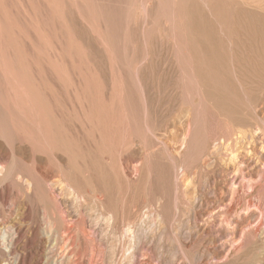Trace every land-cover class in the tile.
<instances>
[{"label":"rangeland","instance_id":"1","mask_svg":"<svg viewBox=\"0 0 264 264\" xmlns=\"http://www.w3.org/2000/svg\"><path fill=\"white\" fill-rule=\"evenodd\" d=\"M0 65V86L4 76L18 75V78L23 77L29 82L28 88L31 87L36 97H39L38 90L39 94L42 93L40 96L46 95L41 97L43 99L39 97L41 102L39 98H32L35 106L40 105L45 118L42 122L32 110L30 119L33 117V120L30 121L34 125L27 122L30 125L28 128L33 126L31 133L37 136L34 139L32 135V146L28 144L30 140L24 138H15L10 145L0 139L1 164L5 161L2 165L16 168V171L12 170V179L0 185V199L3 198L0 200V207L3 208H0V219L5 220H0V228L4 227L5 231L8 228L4 239L0 236V252L3 255L0 253V264L3 261H8V264H60L59 261H62L61 264H101L102 261V264H127L128 261H133L131 264H264V236H261L264 235V227L259 234L261 237L253 236L250 240L249 236L239 250L241 254L238 251L231 255L232 259L226 254L236 227L232 219L228 220L229 226L225 224L223 213L233 199L234 194L230 190L232 182L236 183L235 188L241 190L245 180L244 189L248 190L247 177L243 179L240 174H257L250 183L254 179V182L263 180L264 183V130L261 129H264V0H0ZM4 66L6 71H1ZM259 69L263 70V74ZM1 91L4 93L2 87ZM7 108L12 111L14 107L10 103ZM51 116L57 124L50 119ZM253 117L257 118L253 120ZM223 122L229 125L233 122L230 128L237 124L231 128L233 132L238 129L237 136L249 132L253 125V130L257 129V141L249 144L245 139L241 145L229 141V145L216 148L212 142L221 139L225 131H230L228 124L224 127L228 129L222 131ZM44 123L46 132L43 136L41 126L44 127ZM218 124L222 125L217 132ZM49 125L56 126L52 129ZM180 134L184 137L180 138ZM187 135L189 138H186ZM52 138H55L53 142ZM22 141L23 145L20 144ZM25 142L31 151L37 153L27 150ZM212 146L219 155L214 156L215 151L208 150ZM232 149L238 162L235 166L229 162ZM50 152H53L54 158L49 155ZM258 154L263 155L261 163ZM74 158L81 162L76 159L75 162ZM21 160L24 163L29 161L28 166L25 167L23 162L19 164ZM220 169L231 171L219 173ZM24 174L40 180L32 179V185L24 188ZM224 179L231 181L225 182ZM19 189L22 191L19 192ZM69 191L76 192L72 196ZM229 191H232L230 195ZM52 196L56 198L51 199ZM216 197H223L225 202H229L219 203ZM23 203L27 204L26 208ZM72 206H77V209ZM206 206L209 209L207 215L200 219L196 217L199 210ZM50 214H55V217ZM72 225H75L73 229ZM127 225L131 230L125 233ZM139 226L143 227L141 231ZM76 227L81 230L77 231ZM217 233L221 236L218 237ZM49 234L51 241L56 236L57 240L61 239L57 241L53 254L46 259ZM111 234L118 235L117 239ZM139 238L144 240L139 242ZM89 240L94 243H84ZM116 244L121 247H116ZM125 246L132 251L126 250L129 247ZM9 247L10 253L6 251ZM42 247L45 249L42 250ZM137 250L141 251L137 254ZM113 251L117 255L113 256ZM97 253L103 254V257Z\"/></svg>","mask_w":264,"mask_h":264},{"label":"bare ground","instance_id":"2","mask_svg":"<svg viewBox=\"0 0 264 264\" xmlns=\"http://www.w3.org/2000/svg\"><path fill=\"white\" fill-rule=\"evenodd\" d=\"M262 49V48H261ZM18 65V64H17ZM1 66V65H0ZM7 67V66H6ZM247 67V66H246ZM2 68H4L3 70H1V71H6L5 69V66L4 67H2ZM21 68V67H20ZM251 68H249V70H250ZM243 70V69H242ZM248 70V71H249ZM259 70H262V69H259ZM7 71H8V73H9V75H11L10 74V70H8V67H7ZM15 71V70H14ZM247 71V70H246ZM252 71V70H251ZM251 71H249L250 73H252ZM6 74H8L7 72H5ZM243 73H244V70H243ZM260 73L261 74H263V70H262V72L260 71ZM259 73V74H260ZM257 74V73H256ZM260 74V75H261ZM3 75V74H2ZM17 75V74H16ZM252 75V74H251ZM0 77H1V73H0ZM245 77V76H244ZM247 77V76H246ZM256 77H258V76H256ZM260 77H262V75L260 76ZM259 77V78H260ZM22 78V79H21ZM249 78V77H248ZM258 78V79H259ZM193 79V78H192ZM248 80V79H247ZM262 80V79H261ZM258 81V80H257ZM31 82V81H30ZM33 82V81H32ZM259 83V82H258ZM257 83V84H258ZM1 86L0 87H2V89H3V91H4V93L2 92V93H0V106H2L3 107V111L1 110V112H0V139L1 140H3L4 142H5V144H7V145H10L12 142H15V138H17V139H27V140H30V143L28 142V144H31V146H32V144H33V142L31 143V141L32 140H34V139H37L36 137H35V134H32L31 133V130H30V128L32 127L33 128V126H31L30 128H28L30 125H28V123L27 122H29L30 120H33V117H32V119H30V115L31 116H33L31 113H32V110H34L35 111V113L37 114V116H38V119L39 120H41L42 122L44 121L45 122V118H44V116H43V114H42V112L40 111V105H38V107L37 106H35V103L33 102V99L32 98H34V99H38L39 97L41 98V97H43V96H40L41 94H39V90H38V92H37V94H38V96L39 97H36L37 95L36 94H34L35 92L33 91V90H30L31 89V87L30 88H28V86H29V82L28 81H26V80H24L23 79V77H19L18 78V75H17V77H12V76H4L3 77V79H2V81H1ZM255 84H256V82H255ZM34 85V84H33ZM35 85H36V83H35ZM259 85V84H258ZM257 85V86H258ZM32 86V85H31ZM38 87V86H37ZM189 87V86H188ZM195 87V86H194ZM34 88V87H33ZM258 88H261V87H259L258 86ZM196 90V89H195ZM258 90V89H257ZM34 92V93H33ZM33 93V94H32ZM198 93V92H197ZM262 93V92H261ZM36 95V96H35ZM43 95H45L44 93H43ZM194 95V94H193ZM46 96V95H45ZM45 96L43 97V98H45ZM197 96V95H196ZM36 97V98H35ZM194 97V96H193ZM202 97V96H201ZM40 98H39V102H41L40 101ZM43 98H41V99H43ZM204 98V97H203ZM203 98H201L202 99V101H203ZM262 98V97H261ZM197 100V99H196ZM37 101V102H38ZM197 101H199V100H197ZM205 101V100H204ZM264 101V100H263ZM38 102V103H39ZM11 103V105L14 107L13 108V110L12 111H9V109L7 108V105L8 104H10ZM202 104V103H201ZM200 105V104H199ZM44 106V105H43ZM49 106V105H48ZM202 106V105H201ZM201 106H199V107H201ZM257 106V104L255 105V107ZM36 107V108H35ZM44 107H46V106H44ZM204 107V106H203ZM202 107V108H203ZM259 107V106H258ZM9 108H10V106H9ZM213 108V107H212ZM260 108H261V106H260ZM188 109V108H187ZM255 109V108H254ZM259 109V108H258ZM42 110V109H41ZM184 110V109H183ZM261 110V109H260ZM255 110H253V112H254ZM55 112H57V111H55ZM258 111L256 110V113H257ZM263 112V111H262ZM262 112H260V113H262ZM53 113V112H52ZM186 114V113H185ZM218 114V113H217ZM220 114V113H219ZM247 114V113H246ZM224 115V114H223ZM77 116V115H76ZM216 116H218V115H216ZM233 116V115H232ZM247 116V115H246ZM251 116V115H250ZM34 117H36V115L34 116ZM59 117V116H58ZM58 117H56V118H58ZM219 118H222L221 116H218ZM51 118H53L52 116L50 117V119ZM203 118V117H202ZM217 118V117H216ZM225 119L226 118H228V117H224ZM250 118V117H249ZM257 117H253V120L254 119H256ZM37 119V118H36ZM49 119V120H50ZM213 119H215V117L213 118ZM218 119V118H217ZM236 119V118H235ZM259 119V118H258ZM264 119V118H263ZM51 120H53V119H51ZM218 120H220V119H218ZM224 120V119H223ZM262 119H260L259 121H261ZM34 121H36V120H34ZM54 122H56L55 120H53ZM52 121V122H53ZM174 121V120H173ZM213 121V120H212ZM225 121V120H224ZM228 121H230V120H228ZM264 121V120H263ZM31 122V123H30ZM29 123L30 124H32V123H34L33 121H30ZM169 122V121H168ZM184 122V121H183ZM218 122V121H217ZM219 122H221V121H219ZM50 123V122H49ZM48 123V124H49ZM170 123V122H169ZM168 123V124H169ZM188 123V122H187ZM224 123V122H223ZM231 124L233 123V122H230ZM238 123V122H237ZM249 123H250V121H249ZM249 123H247L249 126H250V124ZM252 123V122H251ZM55 124H57V122L55 123ZM59 125H60V123H58ZM172 124H174V122L172 123ZM226 124H228V122H225L224 123V126L222 125V124H218V126L216 127V131L218 132L219 130H217L218 129V127L219 126H221L222 125V127L224 128L225 127V125ZM230 124V125H231ZM240 123H238V125H239ZM260 124V123H259ZM26 125V126H25ZM28 125V126H27ZM32 125H34V124H32ZM191 125V124H190ZM207 125V124H206ZM217 125V124H216ZM230 125L228 124V127L230 128ZM235 124H233L232 126H234ZM237 125V124H236ZM235 125V126H236ZM241 125V124H240ZM246 125V124H245ZM244 125V123L241 125V126H245ZM50 126V125H49ZM56 126V125H55ZM55 126H52V127H54L55 128ZM169 126V125H168ZM173 126V125H172ZM186 126H188V125H186ZM232 126H231V128H232ZM240 126V127H241ZM51 127V126H50ZM51 127V128H52ZM58 127V126H57ZM60 128L62 127L61 125L59 126ZM238 127V126H237ZM245 127H248L247 125L245 126ZM253 127V125H251V128ZM258 127H260V125L258 126ZM41 128H42V135L44 136L45 135V132H46V127H45V123H44V127L43 126H41ZM51 128H49V129H51ZM231 128L230 129H228L227 127H226V129H228V130H230L231 131ZM234 128H236V127H234ZM243 129H245L244 127H242ZM249 128V127H248ZM247 128V129H248ZM251 128H249L250 130H251ZM256 128H257V125H256ZM53 129V128H52ZM188 129V128H187ZM189 129H191V128H189ZM213 129H215V128H213ZM225 128L224 129H222V131H224V130H226ZM261 129L262 130H264L263 129V127H261ZM38 130V129H37ZM57 130H59V129H56V131ZM238 129H236V131H237ZM249 130V132H242L241 133V136H237L235 133H236V131H225V132H223V133H225V134H223L222 136L223 137H221V139H215V143L214 142H212L213 144L212 145H214L216 148H219V146H226V145H229V141H234V143L235 144H240L241 145V142H242V140H245V139H247L248 140V142H249V144H251V143H253L254 141H255V136H256V130L257 129H254L253 130V128H252V131H250ZM62 131V130H61ZM221 131V132H222ZM247 131V130H246ZM260 131V130H259ZM63 132V131H62ZM61 132V133H62ZM183 133H184V131H182ZM214 132V131H213ZM220 132V133H221ZM233 132V133H232ZM51 134H52V137H53V132H52V130H51V132H50ZM55 133V132H54ZM182 133V134H183ZM190 133V132H189ZM249 133V134H248ZM55 134H57V133H55ZM184 134H186V133H184ZM217 134V133H216ZM239 134V133H238ZM259 134V133H258ZM261 134V133H260ZM259 134V135H260ZM32 135H34L33 136V138H32ZM41 135V136H42ZM190 135V134H189ZM218 135H219V133H218ZM240 135V134H239ZM259 135H257V137L259 136ZM217 136V135H216ZM220 136V135H219ZM219 136H217L218 138H219ZM261 136V135H260ZM182 137H184V136H181V134H180V138H182ZM216 137V138H217ZM256 137V138H257ZM55 138H57V137H55ZM55 138H52V142H53V139H55ZM65 138V137H64ZM186 138H189V136L187 135V137ZM185 138V140H187ZM63 139V138H62ZM159 139V138H158ZM178 139H179V137H178ZM258 139V138H257ZM257 139H256V141H257ZM50 140V139H49ZM70 140V139H69ZM161 139H159V141H160ZM214 140V139H213ZM213 140H211V141H213ZM25 141V140H24ZM56 141V140H55ZM60 141V140H59ZM178 141V140H177ZM183 141V140H182ZM255 141V142H256ZM263 141V140H262ZM34 142H36V140L34 141ZM69 142V141H68ZM67 142V143H68ZM72 142V141H71ZM180 142H181V140H180ZM230 142V143H231ZM247 142V141H246ZM19 143V142H18ZM23 141H22V143H20V144H22L23 145ZM26 143V146L28 145L27 144V142H25ZM56 143V142H55ZM61 143H63L64 144V146L66 145L65 144V142H61ZM233 143V142H232ZM244 143V142H243ZM264 143V142H263ZM51 144H53V143H51ZM145 144V143H144ZM183 144H185V143H183ZM14 145H16V143H14ZM57 145V144H56ZM242 145H244V144H242ZM246 145V144H245ZM244 145V146H245ZM254 145V144H253ZM258 145V144H257ZM17 146V145H16ZM30 145H29V147H31ZM53 146V145H52ZM189 146H190V144H189ZM211 146V145H210ZM255 146V145H254ZM20 147V146H19ZM21 147H23V146H21ZM148 147V146H147ZM215 147H213L212 146V148H208V150L209 149H213V148H215ZM17 148H18V146H17ZM26 148V147H25ZM185 148V147H184ZM183 148V149H184ZM13 149H15L14 147H13ZM27 150H30L29 148H28V146H27V148H26ZM26 149H24V150H26ZM65 149V148H64ZM146 149V148H145ZM234 149V148H233ZM233 149H232V152H230V163H232L233 162V165L235 166V163L237 162V160L235 159L236 158V154L234 153V151H233ZM6 149H4V151H5ZM10 151H11V149H9ZM18 150V149H17ZM66 150V149H65ZM214 150V149H213ZM216 150V149H215ZM214 150V151H215ZM218 150V149H217ZM220 150V149H219ZM15 152H16V149L14 150ZM13 151V154H15V156H16V153ZM32 151H35V150H32ZM32 151L30 150V152L32 153ZM44 151V150H43ZM50 151V149L48 150V152ZM51 151H53V150H51ZM71 151H73V150H71ZM204 151H206V150H204ZM212 151V150H211ZM262 151V150H261ZM7 152V151H6ZM29 152V153H30ZM115 152V151H114ZM241 152V151H240ZM244 152H246V150H244ZM258 152V151H257ZM257 152H255V153H257ZM8 153V152H7ZM11 153H12V151H11ZM35 153H37V151H35ZM51 153H53V152H50L49 153V155H51V157H53L54 158V156H53V154H51ZM184 153V152H183ZM182 153V154H183ZM214 153V152H213ZM225 153V152H224ZM258 153H260V152H258ZM1 154V153H0ZM9 155H10V152L8 153ZM70 154V153H69ZM72 154H73V152H72ZM119 154V153H118ZM208 154H209V152H208ZM217 154L219 155V152L217 153L216 151H215V155L214 156H217ZM221 155L223 154V153H220ZM241 155H244V153L242 154V153H240ZM254 154V153H253ZM264 154V153H263ZM18 155V154H17ZM27 155H28V153H27ZM33 155H35V154H33ZM47 155V154H46ZM78 155H79V153H78ZM77 155V156H78ZM220 155V156H221ZM223 155H225V154H223ZM226 155H228V154H226ZM259 155V157L257 156V158L260 160L261 158H263L262 156H260V154H258ZM14 155H12L11 157H13ZM48 156V155H47ZM239 156V155H238ZM254 156H255V154H254ZM2 157V156H1ZM10 157V156H9ZM28 157V156H27ZM244 157V156H243ZM17 158H18V156H17ZM29 158V157H28ZM32 158H34V156H32ZM53 158L52 159H50L51 161L53 160ZM115 158V157H114ZM213 158H215V157H213ZM212 158V159H213ZM219 158V157H218ZM10 159H12V158H10ZM35 159V158H34ZM57 159V158H56ZM76 158H74V161L76 162V160H75ZM116 159V158H115ZM176 159V158H175ZM210 159V158H209ZM215 159H217V158H215ZM220 159V158H219ZM246 159H247V157H246ZM251 159H253L252 158V156H251ZM24 160V159H23ZM47 160H48V158H47ZM49 160V161H50ZM114 160V159H113ZM121 160V159H120ZM229 160V159H228ZM262 160V159H261ZM261 160H260V163H261ZM17 161V160H16ZM34 161V160H33ZM55 161V160H54ZM56 161H58V160H56ZM61 160H59V162H60ZM176 161H177V159H176ZM213 161V160H212ZM217 161V160H216ZM221 161H222V159H221ZM224 161V160H223ZM252 161V160H251ZM263 161V160H262ZM3 162V161H2ZM9 162V161H8ZM20 162V163H19ZM18 163L19 164H21L23 161L21 160V161H19ZM26 163H24V164H26L25 165V167H27L28 165H27V163L29 164V161L27 162V160L25 161ZM32 162V161H31ZM35 162V161H34ZM77 162H81V161H79V160H77ZM113 162V161H112ZM241 163H242V161H240ZM247 162V161H246ZM3 163H5V161L3 162ZM2 163V164H3ZM11 163H14L13 162V159H12V162ZM17 163V162H16ZM52 163V162H51ZM238 163V162H237ZM1 164V160H0V185H1V183L2 182H4L5 180L7 181L8 179L10 180V179H12V170H13V168H11V166H9V167H6V165H2ZM18 164V165H19ZM23 164V165H24ZM80 164V163H79ZM214 164H217V163H214ZM221 164V163H220ZM240 164V163H239ZM256 164V163H255ZM32 165V164H31ZM30 165V166H31ZM112 165V164H111ZM181 164H179V166H180ZM217 165H219V164H217ZM242 165H244V164H242ZM251 165V164H250ZM253 165V164H252ZM263 165V164H262ZM30 166H29V168H30ZM54 166V165H53ZM58 166V165H57ZM74 166V165H73ZM214 166H216V165H214ZM228 165H226V167H227ZM23 167V166H22ZM55 167V166H54ZM76 167V166H75ZM245 167V166H244ZM257 167V166H256ZM264 167V166H263ZM29 168H28V170H29ZM59 168V167H58ZM77 168V167H76ZM113 168H115V167H113ZM181 168V167H180ZM218 168V167H217ZM220 168H222L221 166H220ZM228 168V167H227ZM226 168V169H227ZM239 168V167H238ZM241 169H242V167H240ZM251 168V167H250ZM15 169V171H16V168H14ZM27 169V168H26ZM32 168H30V170H31ZM123 169V168H122ZM233 169V168H232ZM18 170H19V172L21 173V171H20V169L18 168ZM176 170V169H175ZM185 170V169H184ZM218 170V169H217ZM221 170V169H220ZM235 170H239V169H236L235 168ZM63 171V170H62ZM183 171V170H182ZM222 171H226V172H228V171H231V169L230 170H221L219 173H221ZM18 172V173H19ZM33 172V171H32ZM180 172V171H179ZM260 171H258V173H259ZM61 173V172H60ZM74 173V172H73ZM181 173H183V172H181ZM185 173V172H184ZM249 173V172H248ZM21 174H23V173H21ZM77 174H79V173H77ZM227 174V173H226ZM225 174V175H226ZM231 174V173H230ZM17 175V174H16ZM36 175V174H35ZM177 175H182V174H177ZM184 175H186V173L184 174ZM220 175V174H219ZM224 175V174H223ZM223 175H221V177H223ZM227 175H229V174H227ZM232 175V174H231ZM239 175V174H238ZM241 175V177L244 179V178H246L247 177V180L248 181H246L247 183H249V186H247V188H248V190L247 189H244L245 187H246V183L244 182V181H242V185H241V190H239V188H235V182H232V189H230V190H232L233 191V193L232 194H234L233 196H232V198L233 199H231L232 201L228 204V205H226L225 206V210H224V216H225V218H224V222H225V224H228V223H230V222H228V220H233L234 221V225H235V227H236V232H235V235L233 236V238H231V244H229L228 245V248H226L227 250V255L228 256H230L231 257V255H233V254H236L239 250H241V248H243L242 246H243V244L244 243H247V242H245L248 238H249V236H250V240H251V237H256L257 235L259 236V237H263L264 235H259L261 232H263V230H262V228L264 227V195L262 194V193H264V191L262 192V187H264V183L262 182V181H259V182H254L255 181V179H254V183L252 182V184L250 183V181H252V178H254V177H256L257 176V174H249V176H247L246 174H240ZM174 176V175H173ZM218 176V175H217ZM230 176V175H229ZM229 176H227V177H229ZM15 177V176H14ZM17 177H18V175H17ZM30 177H32L31 175L29 176V175H23V177H22V180H23V187L25 186L27 189L30 187V184H31V180L32 179H36L35 177H33V178H30ZM78 177V176H77ZM226 177V178H227ZM234 177V176H233ZM236 177H237V175H236ZM238 177H240V176H238ZM16 178V177H15ZM56 178V177H55ZM65 178V177H64ZM177 178H178V176H177ZM181 178H183V176H181ZM180 178V179H181ZM187 178V177H186ZM218 178V177H217ZM18 179V178H17ZM16 179V180H17ZM37 179H39L40 180V178H37ZM51 179V178H50ZM60 179H62V178H60ZM59 179V180H60ZM74 179H75V177H74ZM185 179V178H184ZM230 179V178H229ZM229 179H227L228 181H231V180H229ZM239 179V178H238ZM13 180H15V179H13ZM18 180H20V178L18 179ZM63 180H66V179H63ZM76 180V179H75ZM115 180V179H114ZM217 180V179H216ZM227 180H225L224 179V181L226 182ZM236 180V179H235ZM33 181H36V182H39V181H37V180H33ZM55 181V182H54ZM68 181V180H67ZM182 181V180H181ZM185 181H188V180H185ZM215 181V180H214ZM221 181V180H220ZM258 181V180H257ZM8 182V181H7ZM7 182H5L6 184H7ZM13 182V181H12ZM52 182H54V183H57L56 182V180H52ZM213 182V181H212ZM224 182V183H225ZM35 183V182H34ZM47 183H50L51 184V182H47ZM59 183H61L62 184V182H59ZM187 183V182H186ZM211 183V182H210ZM223 183V184H224ZM9 185H10V183H8ZM15 184H16V182H15ZM35 184H37V183H35ZM49 184V185H50ZM63 184L65 185L66 184V182H63ZM78 184V183H77ZM213 184V183H212ZM211 184V185H212ZM220 184V183H219ZM227 184H228V182H227ZM3 185V184H2ZM32 185V184H31ZM39 185V184H38ZM42 186H43V184H41ZM52 185H53V188H55L54 187V185L55 184H53L52 183ZM67 186H68V184H66ZM65 185V186H66ZM182 185H184V184H182ZM186 185V184H185ZM221 185V184H220ZM248 185V184H247ZM47 186V185H46ZM51 186V185H50ZM50 186H48V188L50 187ZM59 186H60V184H59ZM66 186V187H67ZM70 186V185H69ZM179 186H180V184H179ZM178 186V187H179ZM187 186V185H186ZM224 186V185H223ZM226 187H227V185H225ZM4 187V186H3ZM24 187V188H25ZM34 186H32V188H33ZM52 187V186H51ZM71 187V186H70ZM69 187V188H70ZM177 187V186H176ZM184 187V189L186 188L185 186H183ZM209 187H211V186H209ZM218 187V186H217ZM5 188V187H4ZM15 188V187H14ZM44 188H46V187H44ZM44 188H42V189H44ZM47 188V190H46V192L50 189H48ZM62 188V187H61ZM73 187H71V189H72ZM180 188H181V186H180ZM37 189H39L38 187H37ZM36 188H35V190H37ZM57 189V188H56ZM182 189V188H181ZM180 189V190H181ZM218 189V188H217ZM244 189V190H243ZM4 190V189H3ZM18 190V189H17ZM20 190V189H19ZM45 190H42L43 192H45ZM61 190H63V189H61ZM72 190H76V189H72ZM177 189H175V191H176ZM188 190V189H187ZM219 190V189H218ZM223 190H225V189H223ZM5 191H7V190H5ZM22 190H20L19 192H21ZM24 191V190H23ZM39 191L41 192V189H39ZM52 191V190H51ZM58 191V190H57ZM184 191V190H183ZM214 191H216V190H214ZM221 191V190H220ZM226 191H228V189L226 188ZM232 191H229L230 193L228 194V195H230L231 194V192ZM18 192V191H17ZM46 192H45V194H46ZM62 192V191H61ZM76 192V191H75ZM75 192H72V191H69V194H72V196H73V194L75 193ZM93 192V191H92ZM181 192V191H180ZM185 192V191H184ZM206 192V191H205ZM262 192V193H261ZM47 193H49V191L47 192ZM53 193V192H52ZM56 193V192H55ZM54 193V194H55ZM58 193V192H57ZM64 193V192H63ZM62 193V195H64L65 193L67 194V192H65L64 194ZM78 193V192H77ZM221 193V192H220ZM227 193L228 192H226V195H227ZM21 194V193H20ZM23 194V193H22ZM60 194V193H59ZM79 194V193H78ZM177 194H179V192H177ZM53 195V194H52ZM81 195H82V193H81ZM197 195H199V193L197 194ZM209 195V194H208ZM222 195V194H221ZM33 196V194H31V197ZM47 196H49V195H47ZM54 196V195H53ZM53 196H52V198L51 199H55L56 197H54L53 198ZM77 197H78V195H76ZM76 196L74 197L75 199H76ZM180 195H178V197H179ZM181 196H183V194L181 195ZM180 196V197H181ZM212 196H214V194L212 195ZM27 197H29V196H27ZM33 197H35V194H34V196ZM43 198H45L44 196H42ZM59 197H60V195H59ZM63 197H65V196H63ZM81 197V196H80ZM80 197L78 198V199H80ZM224 197H225V195H224ZM61 198H62V196H61ZM67 198H69V197H66L65 199H67ZM74 198L72 199L73 201H74ZM82 198H83V196H82ZM85 198V197H84ZM87 198V197H86ZM98 198V197H97ZM184 198V197H183ZM198 198H200V197H198ZM213 198V197H212ZM217 198V197H216ZM228 198V197H227ZM227 198L225 199L226 201H227ZM230 198H231V196H230ZM3 199V198H2ZM2 199H0V200H2ZM21 199V198H20ZM25 199V198H24ZM31 199H33V198H31ZM35 199V198H34ZM33 199V200H34ZM47 199H49V198H47ZM178 199V198H177ZM193 199V198H192ZM204 199V198H203ZM215 199V198H214ZM22 200V199H21ZM39 200V199H38ZM41 200H43V199H41ZM77 200V199H76ZM82 200V199H81ZM86 200V199H85ZM183 200V199H182ZM187 200H188V198H187ZM195 200L196 199H194V201L193 202H195ZM206 200V199H205ZM211 200V199H210ZM209 200V201H210ZM229 200V199H228ZM234 200V201H233ZM9 201V200H8ZM44 201H46V199L44 200ZM43 201V202H44ZM54 200H52V202H53ZM80 201V200H79ZM90 201V200H89ZM190 201V200H189ZM214 201V200H213ZM217 201H219V203H221V202H223L224 201V199H223V197H218L217 198ZM25 202V201H24ZM31 202H32V200H31ZM39 202V201H38ZM50 202V201H49ZM48 202V203H49ZM74 202H76V201H74ZM74 202H72V204H75ZM207 202V201H206ZM225 202V201H224ZM223 202V203H224ZM229 201H227V202H225V203H228ZM5 203V202H4ZM4 203H2V204H4ZM13 203H15V202H13ZM12 203V204H13ZM36 203V202H35ZM56 203H57V199H56ZM58 203H59V201H58ZM58 203H57V205H58ZM80 203V202H79ZM180 203V202H179ZM186 203V202H185ZM192 203V202H191ZM200 203V202H199ZM24 204V203H23ZM52 204H54V203H52ZM205 204V203H204ZM208 204V203H207ZM6 205L8 206V202L6 203ZM11 205V204H10ZM25 205V204H24ZM49 205H51V204H49ZM57 205H55V206H57ZM76 205V204H75ZM79 205H81V204H79ZM181 205H183V204H181ZM180 205V206H181ZM190 205V204H189ZM200 205V204H199ZM198 205V206H199ZM216 205H218V203L216 204ZM224 205V204H223ZM1 206V205H0ZM4 206V205H3ZM26 206H27V204L25 205V208H26ZM183 206H185V205H183ZM186 206H187V204H186ZM192 206L194 207V205H193V203H192ZM192 206H191V208H192ZM205 206V205H204ZM220 207H222V208H224L223 206H221V205H219ZM218 206V207H219ZM46 207H48V205L46 206ZM52 207H54V206H52ZM57 207H59V206H57ZM72 207H74V206H72ZM77 207V206H76ZM76 207H74L73 209L74 210H76L77 208ZM200 207V206H199ZM198 207V208H199ZM216 208H217V206H215ZM0 208H2V207H0ZM6 208V207H5ZM15 208V207H14ZM23 208V207H22ZM50 208V207H49ZM60 208V207H59ZM3 209V208H2ZM18 209V208H17ZM52 208H50V210H51ZM55 210L57 209V208H54ZM190 209V208H189ZM197 209V208H196ZM9 210H10V208H9ZM11 210H13V208L11 209ZM20 210V209H19ZM79 210V209H78ZM199 210V209H198ZM211 210V209H210ZM212 210H215V209H213L212 208ZM211 210V211H212ZM47 211V210H46ZM59 211H61L60 209H59ZM63 211V210H62ZM185 211V210H184ZM192 211H194V209L192 208ZM208 211H209V209L207 208V206L206 207H204V208H201V210H199V212L197 213V215H196V217L198 216L199 217V219L201 218V216H203V215H207V213H208ZM3 212V211H2ZM11 212V211H10ZM54 212V211H53ZM112 212V211H111ZM124 212V211H123ZM220 212H221V210H220ZM61 213V212H60ZM210 213V212H209ZM213 213V215L215 214L216 216H217V214L216 213H214V212H212ZM211 213V214H212ZM217 213H218V211H217ZM222 213V212H221ZM223 213L221 214L222 216H223ZM6 214H7V212H6ZM43 214V213H42ZM122 214V213H121ZM124 214V213H123ZM193 214H194V212H193ZM50 215H53V214H50ZM55 215V214H54ZM53 215V216H54ZM58 215V214H57ZM62 215H64V214H62ZM101 215V214H100ZM110 215V214H109ZM118 215V214H117ZM210 215V214H209ZM214 215V216H215ZM2 216V215H1ZM0 216V217H1ZM108 216V215H107ZM193 216H195V215H193ZM210 216H212V215H210ZM215 216V217H216ZM220 216V215H219ZM218 216V217H219ZM252 216H253V219H251L252 218ZM6 217V216H5ZM5 217H2V218H4L5 219ZM19 217V216H18ZM55 217V216H54ZM123 217V216H122ZM195 217V218H196ZM217 217V218H218ZM238 217H240L238 220L236 219V218H238ZM60 219L62 218V216H60L59 217ZM111 218L112 219H114L113 218V216H111ZM219 218H221V217H219ZM7 219V218H6ZM111 219V220H112ZM115 219H116V217H115ZM114 219V220H115ZM120 219V218H119ZM123 219V218H122ZM191 219H192V217H191ZM193 219H194V217H193ZM197 219V218H196ZM205 219V218H204ZM215 219V218H214ZM0 220H2L3 222L5 221V220H3V219H0ZM8 220H10V219H8ZM63 220V219H62ZM62 220H59L58 219V221H62ZM70 220V219H69ZM98 220V219H97ZM128 220V219H127ZM206 220V219H205ZM7 221V220H6ZM42 221H44V220H42ZM102 221V220H101ZM105 221V220H104ZM120 221V220H119ZM118 221V222H119ZM122 221V220H121ZM125 221V220H124ZM220 221V220H219ZM94 222H95V220H94ZM97 222V221H96ZM136 222V221H135ZM140 222V221H139ZM143 221H141V223H142ZM194 222H196V221H194ZM211 222V221H210ZM41 223V222H40ZM67 223V222H66ZM66 223H63L64 225L66 224ZM71 224H72V222H70ZM69 223V224H70ZM77 223H78V221H77ZM201 223V222H200ZM209 223V222H208ZM211 223H214L213 221L211 222ZM216 223V222H215ZM221 223V222H220ZM2 223H0V225H1ZM10 224V223H9ZM16 224V223H15ZM56 224V223H55ZM55 224H54V226H55ZM76 224V223H75ZM107 224V223H106ZM110 224H112V223H110ZM129 224V223H128ZM135 224H138V222L137 223H135ZM196 224V223H195ZM198 225H199V222L197 223ZM217 224H218V222H217ZM12 225V224H11ZM48 225V224H47ZM68 225V224H67ZM120 225H122V224H120ZM140 225V224H139ZM144 226H145V224H143ZM207 226H208V224H206ZM230 224H228V226H229ZM232 225V224H231ZM5 226H7V225H5ZM43 226H45V225H43ZM58 226H59V224H58ZM69 226V225H68ZM73 226L75 227V225H72V228L71 229H73ZM96 226V225H95ZM117 226H119V225H117ZM142 226V225H141ZM141 226H139V228L138 229H140V231L142 230V228L143 227H141ZM197 226V225H196ZM218 227H219V225H217ZM98 227V226H97ZM121 227V226H120ZM130 225H127V228L124 230V232L126 231H129V230H131L130 228ZM147 227H149L148 225H147ZM213 227V226H212ZM216 227V226H215ZM232 227H233V225H232ZM7 228V227H6ZM43 228V227H42ZM56 228H58L57 226H56ZM80 228V227H79ZM77 229V227L75 228V229H77V231H79V230H81V228L80 229ZM113 228V227H112ZM115 228H116V226H115ZM132 228V227H131ZM234 228V227H233ZM46 229V231H47V228H45ZM53 229V228H52ZM62 229V228H61ZM67 229V228H66ZM68 229H70V228H68ZM70 229V230H71ZM85 229V228H84ZM84 229H83V232H84ZM133 229V228H132ZM224 229H227V228H224ZM1 230H2V232H1ZM7 230H8V228H7ZM6 230V231H7ZM64 230V229H63ZM114 230V229H113ZM112 230V231H113ZM136 230H137V228H136ZM208 230H210V229H208ZM220 230H222V229H219V231ZM229 230H231V228H229ZM5 231V228L3 227V228H0V236H2V238L4 239V236H5V233H7ZM60 231V230H59ZM67 231V230H66ZM77 231H75V232H77ZM117 231V230H116ZM139 231V230H138ZM146 231V229L144 230V232ZM225 231V230H224ZM48 232H50V231H48ZM64 232V231H63ZM70 232H72V231H70ZM69 232V233H70ZM74 232V233H75ZM125 232V233H126ZM147 232H148V230H147ZM204 232V231H203ZM9 233V232H8ZM10 233H13V232H10ZM9 233V234H10ZM42 233V232H41ZM45 233V232H44ZM80 233V232H79ZM118 233H121L120 231L118 232ZM139 233V232H138ZM222 233L223 232H221V235H222ZM15 234H16V232H15ZM48 234V233H47ZM61 234V233H60ZM76 234V233H75ZM115 234V233H114ZM135 234H136V232H135ZM219 233H217V235H218ZM229 234V233H228ZM264 234V233H263ZM42 235H44V234H42ZM56 235H59V233L58 234H56ZM79 235V234H78ZM77 235V236H78ZM82 235H84V234H82ZM86 235V234H85ZM128 235V234H127ZM143 234L141 233V236H142ZM202 235H203V233H202ZM205 235V234H204ZM207 235V234H206ZM221 235H218V237L219 236H221ZM223 235H225V234H223ZM9 236V235H8ZM14 236V235H13ZM71 236V234L69 235V237ZM76 236V237H77ZM88 236V235H87ZM114 236V235H113ZM112 236V234H111V237H113ZM119 236H120V234H119ZM123 236V235H122ZM135 236H137V234L135 235ZM134 236V237H135ZM213 236H214V234H213ZM232 236V235H231ZM230 236V237H231ZM51 237L52 236H50V234H49V236H48V240H50L51 239ZM60 237V236H59ZM66 237V236H65ZM74 237V236H73ZM79 237V236H78ZM77 237V238H78ZM83 237H85V236H83ZM115 237V236H114ZM116 237H118V235L116 236ZM115 237V238H116ZM144 237V236H143ZM205 237V236H204ZM217 237V238H218ZM259 237H257V239L259 238ZM6 238H7V236H6ZM10 238H12V236L10 237ZM19 238V237H18ZM93 238V237H92ZM115 238H114V240H115ZM121 238H123V237H121ZM137 238H138V236H137ZM145 238V237H144ZM207 238V237H206ZM212 238V237H211ZM3 239H1V240H3ZM16 239V238H15ZM61 239V237L59 238V240ZM63 239V238H62ZM73 240H76V239H74V238H72ZM78 239H80V238H78ZM85 239V238H84ZM117 239V238H116ZM210 239V238H209ZM221 239H222V237H221ZM252 239H256V238H252ZM13 240V239H12ZM12 240H10V241H12ZM59 240H57V236H56V238L54 237V238H52V241L50 240V242H49V244H48V246H47V249L45 250L46 251V259L49 257V255L54 251V249H55V246H56V244H57V241H59ZM64 240V239H63ZM67 240V239H66ZM69 240H70V238H69ZM69 240H68V242H69ZM85 240H87V239H85ZM84 240V241H85ZM93 240H95V239H93ZM125 240V239H124ZM128 240V239H127ZM142 240V239H141ZM144 240V239H143ZM142 240V241H143ZM213 240V239H212ZM215 240V239H214ZM260 240H262V238L260 239ZM79 241V240H78ZM142 241H140V238H139V242H142ZM217 241H219V239L217 240ZM225 241V240H224ZM226 241H227V238H226ZM229 241V240H228ZM263 241V240H262ZM64 242V241H63ZM77 242V241H76ZM81 242V241H80ZM94 243L93 241H86V242H84L85 244H87V243ZM110 242V241H109ZM114 242V241H113ZM112 242V243H113ZM120 242H121V240H120ZM124 242V241H123ZM130 242V241H129ZM213 242V241H212ZM211 242V243H212ZM11 243V242H10ZM75 242H73V244H74ZM79 243V242H78ZM83 243V242H82ZM84 243H83V245H84ZM97 243V242H96ZM111 243V242H110ZM131 243V242H130ZM144 243V242H143ZM208 243H210V242H208ZM224 243V242H223ZM223 243H221V244H223ZM12 244H13V242H12ZM12 244H10L11 245V247H12ZM76 244V243H75ZM81 244V243H80ZM115 244V243H114ZM128 244V243H127ZM139 244V243H138ZM141 244V243H140ZM213 244V243H212ZM217 244V243H216ZM228 244V243H227ZM2 245V244H1ZM9 245V246H10ZM16 245V244H15ZM59 245V244H58ZM62 245V244H61ZM68 245V244H67ZM92 245V244H91ZM100 245V244H99ZM98 245V246H99ZM118 244H116V247H121L120 245H118ZM130 245V244H129ZM133 245V244H132ZM215 245V244H214ZM263 245V244H262ZM96 246V245H95ZM135 247H136V245H134ZM142 246V245H141ZM144 246H145V244H144ZM207 246V245H206ZM209 246V245H208ZM225 246V245H224ZM261 246V245H260ZM264 246V245H263ZM263 246H261V247H263ZM45 247V246H44ZM58 247V246H57ZM75 247H77V246H75ZM86 247V246H85ZM88 247V246H87ZM90 247V246H89ZM92 247L94 248V245H92ZM101 248H102V245L100 246ZM109 247V246H108ZM127 246H125V248H126ZM129 247V246H128ZM127 247V248H128ZM133 247V246H132ZM213 247V246H212ZM46 248V247H45ZM45 248H43L42 247V250L43 249H45ZM60 248H61V246H60ZM99 248V247H98ZM98 248H97V250H98ZM110 248V247H109ZM108 248V249H109ZM125 248H122V249H125ZM136 248H138V247H136ZM145 248V247H144ZM8 250H6V249H3V250H6L8 253H10V247L9 248H7ZM15 249V248H14ZM58 249H59V247H58ZM58 249H56V250H58ZM83 249V248H82ZM86 249V248H85ZM95 249V248H94ZM116 249V248H115ZM122 249H120V250H122ZM129 249H131L130 247L128 248V249H126V250H129ZM140 249V248H139ZM147 250H148V248H146ZM149 249H151L150 247H149ZM263 249H264V247H263ZM60 250V249H59ZM62 250H63V248H62ZM66 250H68V249H66ZM76 250H79L78 248L76 249ZM87 250H89V249H87ZM102 250V249H101ZM100 250V251H101ZM106 250V249H105ZM126 250H124L125 252H126ZM211 250V249H210ZM222 250H225L224 248H222ZM2 251V250H1ZM65 251V250H64ZM84 251V250H83ZM91 251V250H90ZM99 251V250H98ZM103 251V250H102ZM108 251V250H107ZM110 251V250H109ZM108 251V252H109ZM131 251H132V249H131ZM141 251V250H140ZM140 251H138L137 250V254H138V252H140ZM149 251V250H148ZM147 251V252H148ZM44 252V251H43ZM58 252V251H57ZM56 252V253H57ZM60 252H61V250H60ZM67 252H69V251H67ZM77 252V251H76ZM79 252H80V254H81V251L79 250ZM87 252V251H86ZM93 252V251H92ZM97 252V251H96ZM107 252V253H108ZM111 252V251H110ZM109 252V253H110ZM114 252V251H113ZM113 252H112V254H113ZM119 252V251H118ZM129 252H130V250H129ZM135 252V251H134ZM133 252V253H134ZM144 252V251H143ZM146 251L144 252V253H147ZM207 252V251H206ZM210 252V251H209ZM218 252H219V250H218ZM224 252V251H223ZM241 252L242 251H239V253L241 254ZM263 252V251H262ZM1 253V252H0ZM55 253V252H54ZM59 253V252H58ZM62 253V252H61ZM78 253V252H77ZM83 253V252H82ZM87 253H89V252H87ZM102 253V252H101ZM104 253V252H103ZM109 253H108V255H109ZM116 252H114V254H113V256L114 255H117V254H115ZM121 253V252H120ZM132 253V252H131ZM132 253V254H133ZM212 253H213V251H212ZM211 253V254H212ZM221 254H222V252H220ZM11 254H12V252H11ZM11 254H9V255H11ZM53 254V253H52ZM97 254H99V253H97ZM125 254H127V253H125ZM129 255H130V253H128ZM209 254V253H208ZM218 254V253H217ZM225 254V255H226ZM83 255V254H82ZM99 255H101V254H99ZM103 255V254H102ZM101 255V256H102ZM118 255H119V253H118ZM120 255H122V253L120 254ZM135 255V254H134ZM149 255V254H148ZM156 255V254H155ZM213 255H214V253H213ZM220 255V254H219ZM1 256H3L2 255V253H1ZM0 256V257H1ZM5 256H7V254L6 255H4V257ZM57 256H60L59 254L57 255ZM64 256H65V253H64ZM93 256L94 255H92L91 256V258H93ZM106 256V255H105ZM141 256V255H140ZM142 256H143V254H142ZM145 256V255H144ZM174 256V255H173ZM210 256V255H209ZM227 256V257H228ZM54 257H55V255H54ZM61 257V256H60ZM72 257V256H71ZM96 257H97V255H96ZM103 257V256H102ZM107 257V256H106ZM109 258H110V256H108ZM127 257H129V256H127ZM126 257V258H127ZM222 257V256H221ZM234 257V256H233ZM8 258V257H7ZM43 258V257H42ZM65 258V257H64ZM79 258V257H78ZM98 258V257H97ZM97 258H95V259H97ZM101 258V257H100ZM145 258H146V256H145ZM144 258V259H145ZM174 258V257H173ZM235 258V257H234ZM2 259H4V258H2ZM8 259H11V258H8ZM14 259H15V257H14ZM57 259V258H56ZM86 259V258H85ZM95 259H92V260H95ZM128 259H130V258H128ZM138 259H139V257H138ZM217 259V258H216ZM219 259V258H218ZM222 259H223V257H222ZM231 259H232V257H231ZM237 259V258H236ZM4 260H6V259H4ZM54 260V259H53ZM98 260V259H97ZM102 259H100V261H101ZM113 260V259H112ZM115 260V259H114ZM117 260V259H116ZM137 260V259H136ZM140 260V259H139ZM142 260V259H141ZM147 260V259H146ZM158 260V259H157ZM211 260L212 259H210V261L209 262H211ZM238 260V259H237ZM11 261V260H10ZM51 261V260H50ZM71 261V260H70ZM90 261V260H89ZM124 261H126V260H123V262ZM148 261V260H147ZM159 261V260H158ZM161 261V260H160ZM172 261V260H171ZM205 261V260H204ZM229 261H230V259H229ZM4 263L3 264H8L7 262H5V261H3ZM39 262H41V261H39ZM60 262V264H61V262L62 261H59ZM64 262V261H63ZM92 262V261H91ZM103 262V261H102ZM102 262H101V264H102ZM104 262H105V260H104ZM114 262V261H113ZM127 262V261H126ZM133 262V261H132ZM131 262V263H132ZM149 262V261H148ZM231 262V261H230ZM52 263H54V261L52 262ZM72 263V262H71ZM87 263H89V262H87ZM95 263V262H94ZM93 263V264H94ZM109 263V262H108ZM107 263V264H108ZM128 263H129V261H128ZM127 263V264H128ZM131 263H129V264H131ZM140 263V262H139ZM138 263V264H139ZM144 263V262H143ZM151 263H153V262H151ZM200 263H202V262H200ZM206 263H207V260H206ZM213 263H215V262H213ZM231 263H234V260L231 262ZM236 263V262H235ZM51 264V263H50ZM55 264V263H54ZM57 264V263H56ZM73 264V263H72ZM83 264V263H82ZM90 264V263H89ZM96 264H98V262L96 263ZM100 264V263H99ZM104 264V263H103ZM117 264H119V263H117ZM124 264V263H123ZM136 264V263H135ZM142 264V263H141ZM155 264V263H154ZM216 264V263H215ZM220 264V263H219ZM222 264V263H221Z\"/></svg>","mask_w":264,"mask_h":264}]
</instances>
